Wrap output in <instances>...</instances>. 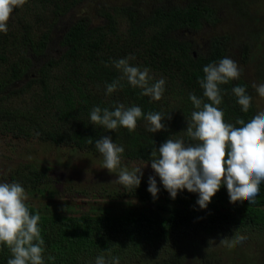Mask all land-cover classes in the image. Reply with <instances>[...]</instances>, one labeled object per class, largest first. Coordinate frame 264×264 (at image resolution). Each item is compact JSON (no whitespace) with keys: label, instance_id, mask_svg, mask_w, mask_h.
<instances>
[{"label":"trees","instance_id":"1","mask_svg":"<svg viewBox=\"0 0 264 264\" xmlns=\"http://www.w3.org/2000/svg\"><path fill=\"white\" fill-rule=\"evenodd\" d=\"M118 1L26 0L14 9L7 33L0 32V136L101 156L95 140L108 135L124 147L122 161L150 165L152 149L166 139L190 142L186 122L195 109L189 94L209 102L197 82L204 78V66L218 63L235 46L240 66L250 65L252 80L264 84V23L249 9L256 0ZM89 7L93 10L84 12ZM223 12L236 25L233 34L211 35L199 46L190 41L203 35L206 27H218ZM119 15L125 21L124 31L117 27ZM64 20L66 24L59 25ZM57 28L55 38L52 31ZM54 45L59 51L48 54ZM129 56L135 57L130 65L150 70V83L165 79L159 101L140 95L141 89L126 80L121 81L122 88L106 94V84L121 75L113 61ZM252 80L241 73L239 79L219 85L218 107L226 123L239 126L237 119L248 122L258 113ZM237 85L252 97L246 113L231 91ZM118 103L139 106L145 115L169 113L171 120L164 121L167 130L147 131L143 116L132 132L91 124L93 107L114 110ZM89 137L92 144L87 143ZM52 172L49 165L22 163L7 173L5 182L37 192L51 182ZM157 187L153 199L145 179L135 189L118 184L119 198L145 203L142 209L126 211L48 215L26 203L31 214L40 215L45 264H95L100 255L107 260L118 256L119 264H223L226 258L229 264H249L247 251H255L257 264H264V182L254 203H230L226 187L221 186L206 209L196 204V193L183 190L172 199L162 184ZM236 235L246 239L232 249L220 243ZM49 256L55 260L49 261ZM9 257L7 247L0 245V264H7Z\"/></svg>","mask_w":264,"mask_h":264},{"label":"clouds","instance_id":"2","mask_svg":"<svg viewBox=\"0 0 264 264\" xmlns=\"http://www.w3.org/2000/svg\"><path fill=\"white\" fill-rule=\"evenodd\" d=\"M26 0H0V32L7 33V23L14 9L23 6ZM133 56L113 61L120 77L106 84V94L122 88L121 81L141 89L140 95L159 101L165 91V79L150 83L152 77L147 67L141 69L129 64ZM204 78L197 82L203 89V97L189 94L194 106L186 122V135L190 142L183 139L168 138L150 153V167L159 177L163 188L175 199L179 191L187 190L198 194L196 204L206 209L212 197L225 186L230 203H254L264 182V111L258 112L248 122L237 119L235 126L224 121V112L218 106L222 103L219 85L240 78L241 69L237 63L224 57L218 63H209L203 67ZM256 93L264 98V84L252 85ZM232 94L243 112H248L252 97L244 86H234ZM147 121V131L156 133L167 130L165 120L171 115L161 112H149L146 115L139 106L126 107L122 103L114 110L93 107L90 122L103 126L109 131L118 127L129 132L135 130L141 117ZM37 135H39L37 133ZM88 144L93 139H87ZM95 149L103 157L102 168L109 173L116 172V183L125 188H137L141 183L142 168L129 171L120 167L124 147L113 142L111 136L103 135L95 140ZM147 191L153 199L157 198L159 188L155 177L149 176ZM28 197L18 182L0 183V245L7 247L10 257L7 264H45L43 253L45 241L41 237L39 213L31 214L26 204ZM246 239L236 235L231 239L223 238L220 243L232 249ZM54 261V256L48 257ZM95 264H119V257L107 260L104 255L97 256Z\"/></svg>","mask_w":264,"mask_h":264},{"label":"rangeland","instance_id":"3","mask_svg":"<svg viewBox=\"0 0 264 264\" xmlns=\"http://www.w3.org/2000/svg\"><path fill=\"white\" fill-rule=\"evenodd\" d=\"M104 1L101 0V2ZM121 2H124V0L118 1V3ZM161 2L169 4V0H161ZM253 3L254 5L249 7V9L255 10L264 23V0H256ZM93 7L84 9V12L93 10ZM142 9L146 10L145 7H142ZM223 14L224 12L222 13V17ZM231 18V16H224L218 27H206L204 28L203 35L199 34L200 37L194 35L190 37V41H194L195 45L199 46L202 45V41L211 35L224 32L233 34L236 25L231 24ZM115 20L118 29L124 31L126 28L124 19L119 15L115 17ZM64 24H66V20L59 25ZM59 32L58 28L54 29L52 36L58 38ZM234 48L235 46L229 49L227 57L237 63L241 69V73H244V77L247 80H252L251 66L249 65L245 68L240 66L238 58L235 57L236 52ZM57 51H59V48L55 46V49L47 53L55 55ZM253 84L257 83L252 80ZM254 103L257 112L264 111V98L260 97L257 93L254 97ZM29 162L49 165L53 169L51 182L45 183L41 191H25L28 197L26 203L32 204L40 214L64 215L77 213L80 210L100 212L118 208L126 211L135 208L142 209L145 206V203H141L138 200L118 197L115 190L118 185L116 177L119 169L116 172L109 173L107 169L102 168L103 157L98 154L80 152L66 147H57L45 142H25L23 140L11 139L7 136H0V183L5 182L7 173L15 169L17 165ZM120 167H126L129 171L137 167L142 168L143 175L141 179L148 181L149 176H153L156 182L161 184L159 177L155 175L148 164L121 160ZM247 253L249 264H257L256 258L258 254L255 251H247ZM222 263L229 264L227 258Z\"/></svg>","mask_w":264,"mask_h":264}]
</instances>
